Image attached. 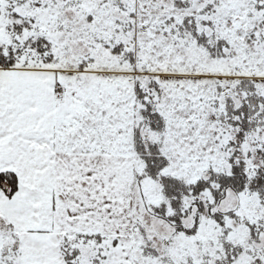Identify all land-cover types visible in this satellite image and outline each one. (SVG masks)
<instances>
[{
    "label": "snow or ice",
    "instance_id": "obj_1",
    "mask_svg": "<svg viewBox=\"0 0 264 264\" xmlns=\"http://www.w3.org/2000/svg\"><path fill=\"white\" fill-rule=\"evenodd\" d=\"M0 264H264V0H0Z\"/></svg>",
    "mask_w": 264,
    "mask_h": 264
}]
</instances>
